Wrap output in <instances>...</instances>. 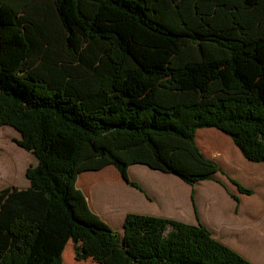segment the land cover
Returning a JSON list of instances; mask_svg holds the SVG:
<instances>
[{
	"label": "trees",
	"instance_id": "trees-1",
	"mask_svg": "<svg viewBox=\"0 0 264 264\" xmlns=\"http://www.w3.org/2000/svg\"><path fill=\"white\" fill-rule=\"evenodd\" d=\"M2 125L36 163L0 189V264H73L69 240L101 264H252L200 222L127 212L119 235L76 182L112 165L142 190L135 163L212 179L201 127L264 161V0H0Z\"/></svg>",
	"mask_w": 264,
	"mask_h": 264
},
{
	"label": "crops",
	"instance_id": "crops-1",
	"mask_svg": "<svg viewBox=\"0 0 264 264\" xmlns=\"http://www.w3.org/2000/svg\"><path fill=\"white\" fill-rule=\"evenodd\" d=\"M195 141L204 154L217 163L220 171L215 172L212 179L191 185L172 173L146 164L130 165L129 179L142 188L132 186V192L145 207L140 213L192 224L200 222L214 239L252 264H264V199L256 198L252 202L253 195L241 192L229 179L244 186L262 181L264 161L246 159L230 136L214 127L198 128Z\"/></svg>",
	"mask_w": 264,
	"mask_h": 264
},
{
	"label": "rangeland",
	"instance_id": "rangeland-1",
	"mask_svg": "<svg viewBox=\"0 0 264 264\" xmlns=\"http://www.w3.org/2000/svg\"><path fill=\"white\" fill-rule=\"evenodd\" d=\"M19 138L20 134L11 126H0V189L11 186L25 188L29 184L25 172L29 166L35 165L36 159L30 151L17 144L16 140ZM262 174L264 178V173ZM91 178H96V180H92L88 186V183L85 184V182ZM123 181L125 182L116 168L108 165L99 170L81 172V180L78 175L76 182L83 191L91 209L100 212L101 217L106 219L105 221H109L107 223L119 235L122 234V222L126 212L140 213L145 210L136 194L132 192L134 188L125 185ZM245 187L252 189V193L248 194L253 195L252 202L256 198L264 199V179L252 186ZM63 254L70 257L73 264H101L91 257L76 259L75 244L71 240L66 243L62 256Z\"/></svg>",
	"mask_w": 264,
	"mask_h": 264
}]
</instances>
